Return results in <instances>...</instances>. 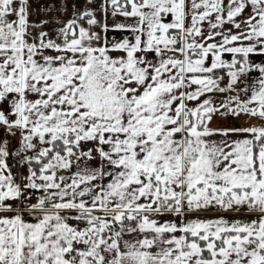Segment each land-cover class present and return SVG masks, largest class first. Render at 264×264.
Wrapping results in <instances>:
<instances>
[{"label": "snow or ice", "instance_id": "obj_1", "mask_svg": "<svg viewBox=\"0 0 264 264\" xmlns=\"http://www.w3.org/2000/svg\"><path fill=\"white\" fill-rule=\"evenodd\" d=\"M0 264H264V0H0Z\"/></svg>", "mask_w": 264, "mask_h": 264}]
</instances>
